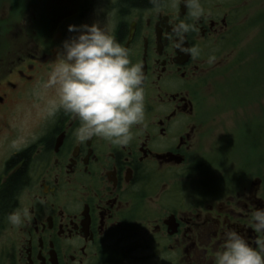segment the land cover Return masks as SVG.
Returning a JSON list of instances; mask_svg holds the SVG:
<instances>
[{"label":"flooded vegetation","instance_id":"1","mask_svg":"<svg viewBox=\"0 0 264 264\" xmlns=\"http://www.w3.org/2000/svg\"><path fill=\"white\" fill-rule=\"evenodd\" d=\"M53 2L0 0V190L24 167L0 218L3 264H215L228 229L258 247L264 234L250 220L264 208V112L218 139L205 118L207 90L232 71L216 60L234 28L261 20L248 17L250 1L199 0V20L179 0H161L159 11L150 0ZM180 22L195 25L184 47L197 56L176 48ZM92 23L142 65L143 124L127 146L81 142L79 122L48 106L38 132L14 149V106L60 59L62 41L75 35L68 26ZM230 98L247 105L246 95ZM23 209L29 216L15 228L7 216Z\"/></svg>","mask_w":264,"mask_h":264},{"label":"clouds","instance_id":"2","mask_svg":"<svg viewBox=\"0 0 264 264\" xmlns=\"http://www.w3.org/2000/svg\"><path fill=\"white\" fill-rule=\"evenodd\" d=\"M159 11L161 0H150ZM189 8V16L199 20L204 9L199 0H179ZM194 24L180 22L172 29L176 48L193 56L197 47H184V34L196 31ZM69 36L61 43L60 59L43 83L55 89L51 101L54 111L63 110L79 122L75 136L84 142L98 137L112 144L127 146L133 139L132 129L145 118L144 74L140 63H133L127 48L114 34L99 23L69 25ZM211 62V58L209 60ZM27 209L8 214L10 225L20 228L28 218ZM251 226L264 234V208L251 213ZM223 243L214 254L215 264H264V240L253 247L237 231L228 229Z\"/></svg>","mask_w":264,"mask_h":264},{"label":"rangeland","instance_id":"3","mask_svg":"<svg viewBox=\"0 0 264 264\" xmlns=\"http://www.w3.org/2000/svg\"><path fill=\"white\" fill-rule=\"evenodd\" d=\"M249 1L251 6L248 17L259 16L261 20L248 28H243L245 24L238 26L241 28H234L233 37L226 44L224 54L216 60L219 64L216 69L232 71L225 79H214L207 90L206 129L211 137L217 139L223 133L235 135L248 121V117L264 112V0ZM50 5H54L53 0H47V6ZM58 61L59 59L49 61L45 72L32 83L14 106L9 124L16 137L14 149L24 144L23 139L38 132L46 108L56 99L55 89H46L43 83ZM231 92L240 97L246 95L247 105L244 106L243 101L235 106L234 99L230 98ZM251 104L254 105L253 109ZM3 239L0 236V264H3L4 257Z\"/></svg>","mask_w":264,"mask_h":264},{"label":"trees","instance_id":"4","mask_svg":"<svg viewBox=\"0 0 264 264\" xmlns=\"http://www.w3.org/2000/svg\"><path fill=\"white\" fill-rule=\"evenodd\" d=\"M135 2V1H134ZM18 160L17 157L12 159ZM24 167L19 170L8 183L0 190V218L8 213L11 208L12 199L20 184L23 182Z\"/></svg>","mask_w":264,"mask_h":264}]
</instances>
